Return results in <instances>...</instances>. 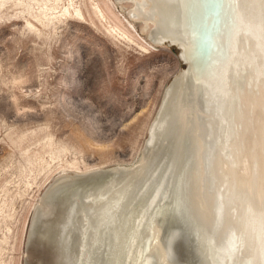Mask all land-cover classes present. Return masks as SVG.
Here are the masks:
<instances>
[{"label": "bare ground", "instance_id": "bare-ground-1", "mask_svg": "<svg viewBox=\"0 0 264 264\" xmlns=\"http://www.w3.org/2000/svg\"><path fill=\"white\" fill-rule=\"evenodd\" d=\"M113 1L182 69L132 163L49 182L23 264H264V0Z\"/></svg>", "mask_w": 264, "mask_h": 264}, {"label": "rangeland", "instance_id": "rangeland-1", "mask_svg": "<svg viewBox=\"0 0 264 264\" xmlns=\"http://www.w3.org/2000/svg\"><path fill=\"white\" fill-rule=\"evenodd\" d=\"M124 9L0 0V264H23L33 207L54 177L137 158L182 69Z\"/></svg>", "mask_w": 264, "mask_h": 264}, {"label": "water", "instance_id": "water-1", "mask_svg": "<svg viewBox=\"0 0 264 264\" xmlns=\"http://www.w3.org/2000/svg\"><path fill=\"white\" fill-rule=\"evenodd\" d=\"M164 45H167V46L170 47V48H175L176 51H177L178 59L182 62V60H181V58H180V56H179V53H178L179 48H178L177 46H175V45H169V44H166V43H164ZM182 64H183V62H182Z\"/></svg>", "mask_w": 264, "mask_h": 264}, {"label": "snow or ice", "instance_id": "snow-or-ice-1", "mask_svg": "<svg viewBox=\"0 0 264 264\" xmlns=\"http://www.w3.org/2000/svg\"><path fill=\"white\" fill-rule=\"evenodd\" d=\"M261 217H264V213H261Z\"/></svg>", "mask_w": 264, "mask_h": 264}]
</instances>
